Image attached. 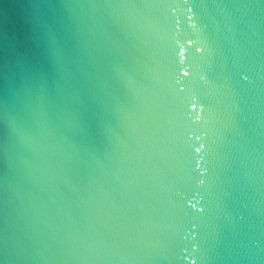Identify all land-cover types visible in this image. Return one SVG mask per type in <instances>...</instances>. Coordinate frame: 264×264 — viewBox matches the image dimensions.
I'll return each instance as SVG.
<instances>
[{
	"label": "water",
	"instance_id": "1",
	"mask_svg": "<svg viewBox=\"0 0 264 264\" xmlns=\"http://www.w3.org/2000/svg\"><path fill=\"white\" fill-rule=\"evenodd\" d=\"M0 264H264V0H0Z\"/></svg>",
	"mask_w": 264,
	"mask_h": 264
}]
</instances>
